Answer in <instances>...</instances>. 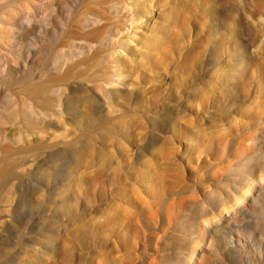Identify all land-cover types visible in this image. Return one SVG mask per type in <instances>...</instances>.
Returning <instances> with one entry per match:
<instances>
[{
    "label": "rangeland",
    "instance_id": "374dc122",
    "mask_svg": "<svg viewBox=\"0 0 264 264\" xmlns=\"http://www.w3.org/2000/svg\"><path fill=\"white\" fill-rule=\"evenodd\" d=\"M264 264V0H0V264Z\"/></svg>",
    "mask_w": 264,
    "mask_h": 264
},
{
    "label": "bare ground",
    "instance_id": "6f19581e",
    "mask_svg": "<svg viewBox=\"0 0 264 264\" xmlns=\"http://www.w3.org/2000/svg\"><path fill=\"white\" fill-rule=\"evenodd\" d=\"M200 248V241H195L194 251L192 254H190V261L189 264H194V258L197 255V250Z\"/></svg>",
    "mask_w": 264,
    "mask_h": 264
}]
</instances>
